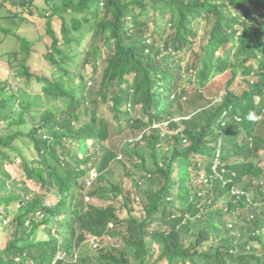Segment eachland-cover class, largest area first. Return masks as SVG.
I'll use <instances>...</instances> for the list:
<instances>
[{"label": "trees", "instance_id": "1", "mask_svg": "<svg viewBox=\"0 0 264 264\" xmlns=\"http://www.w3.org/2000/svg\"><path fill=\"white\" fill-rule=\"evenodd\" d=\"M38 1L0 0V20L44 21L36 41L0 25L19 78L0 79V264H77L91 237L94 264H264V0ZM226 72L222 102L185 90ZM118 156L144 174L131 193L107 178Z\"/></svg>", "mask_w": 264, "mask_h": 264}, {"label": "rangeland", "instance_id": "2", "mask_svg": "<svg viewBox=\"0 0 264 264\" xmlns=\"http://www.w3.org/2000/svg\"><path fill=\"white\" fill-rule=\"evenodd\" d=\"M37 5L39 7H44V4L42 1H38ZM14 11V8L6 5V6H2L0 4V17H5L8 14V11ZM16 12V11H15ZM43 23L44 21L41 19H37V20H33V21H26V22H17V21H13V20H4L1 19L0 20V25L6 28H10L13 30L14 33H18L19 35H24L34 41L38 40L41 35L44 34V29H43ZM198 22H195V28L198 31V38L195 42V45L193 46V51H195L196 53H201L202 49L201 46L203 44H200L201 40H203L205 38V32L203 27L205 28L206 24L205 22H201L199 24H197ZM197 24V25H196ZM0 79H7L14 83V81H18L19 78H15L13 76V72L7 70V65H6V53L12 52V51H16L18 50V44L17 41L14 37H10V36H5L4 34H2L0 32ZM206 42V40H205ZM36 54L32 57L31 59V64L34 67V69L36 70H40V57L39 55H41V53L43 52V47L41 44H39L36 48ZM194 53V52H193ZM22 59V57L18 58V63L20 62V60ZM9 71V72H8ZM232 77V74L229 72H226L223 75H220L218 77H216L215 79H212L210 83H208L204 88H197L198 86H192V85H186L185 90L187 91V93H192L194 92L193 90H198L201 91V93H203V95L205 97H207L208 99H215V100H219L221 96L225 95L226 92V83L228 80H230ZM248 80H252V77H248ZM231 90H233L237 95H241V92L243 93L244 91L248 90V85L245 84L244 82H242V79L240 78V76L234 81L233 85L231 86ZM191 109L187 108L186 106L183 107V112L184 115L188 114V112H190ZM192 112V111H191ZM140 117H142V114H139ZM264 121V120H263ZM166 124H164L162 126L165 127ZM5 125L2 124L0 126L4 127ZM162 130H164V133H166V130L163 128ZM134 137V136H133ZM131 142H125V143H119L118 148H120V145L122 144V149L123 152L126 151V149L130 148V144L129 143H133V138L130 139ZM116 142V141H115ZM118 142V141H117ZM129 144V145H127ZM115 146V144H114ZM114 149V148H113ZM112 149V150H113ZM262 154V153H261ZM259 160V161H258ZM256 163H263L264 164V156H261L260 158H256ZM115 164V165H114ZM113 164V166L111 167V169L113 170L111 172V174L109 176H107L108 180L111 183H117V184H121V186L128 190V192H133L134 186L136 184V182H143L144 179V174L137 170H135L130 162L126 163L123 161V159L121 161H119V156L117 157V161H115V163ZM132 169V170H131ZM10 174L11 176L15 179H19L22 178V170L20 168V166L18 164H16L14 167H10L9 168ZM127 171H132L133 175L136 177L135 179H132L131 177H126V173ZM96 177V173L94 171L91 170V172L89 173V178L90 177ZM30 185V184H29ZM95 185V181H93V183L89 186L88 182L86 183L85 186V190L84 192L87 191H91L93 189ZM32 189L37 190L38 186L37 185H32L30 186ZM89 188V189H88ZM107 194V195H106ZM115 194L113 192H106L104 193L103 196V200L105 201H109L108 199H111L112 197H114ZM107 199V200H106ZM51 198H50V202H51ZM94 202L96 205L101 204V200H98L96 198L92 199L90 201ZM110 202V201H109ZM104 203V202H103ZM137 209H138V205L135 203L134 204V215H137ZM254 213H244V217L245 219L249 220L253 218ZM122 216L125 217V211H122ZM225 220L228 223V217L225 216ZM230 223L229 222V227H230ZM243 224V223H242ZM3 225V229H0V242H3L4 239L6 238V236L8 235V231H9V225L10 223L8 222L7 224H2ZM5 229V230H4ZM121 230V229H120ZM122 231V230H121ZM118 232V231H117ZM260 233L264 234V228L263 230L261 229ZM91 239V238H90ZM90 239L87 240V242L85 243V250L83 249V251H81V253H79V251H77V255L75 257V261L77 262V264H94L95 262L92 261L91 259H95V255H97V251H94L92 249V247L90 246ZM111 243H113V241H110L106 238L104 241H101V246L105 245V246H109L111 245ZM259 247V246H257ZM260 249V248H259ZM87 256V262H81L80 260L83 259V257ZM81 258V259H80ZM67 262L70 264L71 262H73V259L71 260V258L67 259Z\"/></svg>", "mask_w": 264, "mask_h": 264}, {"label": "built area", "instance_id": "3", "mask_svg": "<svg viewBox=\"0 0 264 264\" xmlns=\"http://www.w3.org/2000/svg\"><path fill=\"white\" fill-rule=\"evenodd\" d=\"M214 163H215V167H214L213 170H215V168L218 166L219 162L216 160ZM93 179L94 178L91 177V179L88 181V185L91 184V182H92ZM259 187L262 190L263 195H264V171H263V173H262V175H261V177L259 179ZM233 194L236 195V196H245L246 201L249 202V203L251 202L250 195L245 190H243V189L235 188L233 190ZM87 200H88V198L86 197V201ZM262 205L264 206V200H263ZM89 244H90V246L92 247L93 250L97 249V247L99 245L98 240H97L96 237H91ZM57 260L65 261L66 260L65 254L63 252H59L57 254Z\"/></svg>", "mask_w": 264, "mask_h": 264}, {"label": "clouds", "instance_id": "4", "mask_svg": "<svg viewBox=\"0 0 264 264\" xmlns=\"http://www.w3.org/2000/svg\"><path fill=\"white\" fill-rule=\"evenodd\" d=\"M253 82H257V78H256V77H253L252 80H250V83H253ZM223 96H224V95H223ZM223 96H221L219 100L217 99L216 102H217V103L222 102L221 100H222ZM255 98H256V99H254V101H256V102L258 103V101L260 100V96H256ZM249 118L251 119V117H249ZM119 158H120V157H119ZM93 178H94V179L92 180V182L97 178V174H96V177L94 176ZM90 179H91V177L89 178V180H90ZM92 182H91V183H92ZM90 185H91V184H90ZM90 185H89V186H90Z\"/></svg>", "mask_w": 264, "mask_h": 264}]
</instances>
